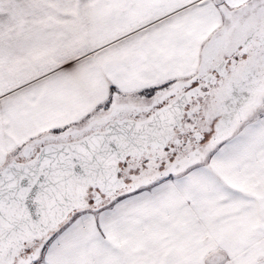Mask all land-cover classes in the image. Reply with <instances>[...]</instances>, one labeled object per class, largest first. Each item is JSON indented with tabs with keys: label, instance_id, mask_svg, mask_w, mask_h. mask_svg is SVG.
<instances>
[{
	"label": "snow or ice",
	"instance_id": "snow-or-ice-1",
	"mask_svg": "<svg viewBox=\"0 0 264 264\" xmlns=\"http://www.w3.org/2000/svg\"><path fill=\"white\" fill-rule=\"evenodd\" d=\"M0 264H264V0H0Z\"/></svg>",
	"mask_w": 264,
	"mask_h": 264
}]
</instances>
